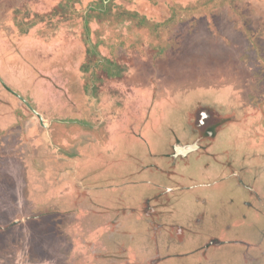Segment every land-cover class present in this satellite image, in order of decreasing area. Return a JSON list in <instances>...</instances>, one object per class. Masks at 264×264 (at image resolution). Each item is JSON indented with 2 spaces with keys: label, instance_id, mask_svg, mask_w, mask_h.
Here are the masks:
<instances>
[{
  "label": "rangeland",
  "instance_id": "1",
  "mask_svg": "<svg viewBox=\"0 0 264 264\" xmlns=\"http://www.w3.org/2000/svg\"><path fill=\"white\" fill-rule=\"evenodd\" d=\"M205 32L248 63L216 133L196 107L229 90L171 85L206 70L180 48ZM129 68L176 88L145 125L121 122ZM0 264H264V0H0Z\"/></svg>",
  "mask_w": 264,
  "mask_h": 264
},
{
  "label": "crops",
  "instance_id": "2",
  "mask_svg": "<svg viewBox=\"0 0 264 264\" xmlns=\"http://www.w3.org/2000/svg\"><path fill=\"white\" fill-rule=\"evenodd\" d=\"M152 7H154V6H152ZM14 24H15V22H14ZM16 28H17V26H16ZM230 34H231V32H228V35L221 34L222 37H219V36H214L213 33H209V32H205L202 34L201 33H194L190 37L191 38L190 45L185 46L182 44V46H180V48L183 46L189 48L190 51L187 53L188 56L185 60H188V61L190 60L191 66L192 65H202L203 64L202 60H203V58H205L204 61L207 64L206 70L203 73L202 72L190 73V72L186 71L188 73L185 76V78H183V77L181 78L182 80L180 81V83H172L171 84V85H175L177 88L189 86L191 84H193V85L199 84V86L202 85V86L207 87V88L208 87H212L214 89L224 88V90H229V92L235 98V101L237 103V106H235V108L232 110V112L224 114L222 111H219L218 109H215L211 106L198 105L196 107V110L200 107L212 109V110H214V113H216L219 116V118L220 117H231L230 115H232L231 118L233 119V121L230 122L229 124L234 123V121L236 120V118L234 116H235V113L237 111H240L243 113V112H245L244 110H246L244 108V106H242L240 104L241 103V98H240L241 92L240 93L238 92L240 94V96H235L234 87H235V85L238 84L237 82L241 78L242 74H244V76L246 77V75H247L246 69L248 66V63L246 64V62L240 60L239 53L233 49L232 43L229 39ZM226 37H227V41L224 40V38H226ZM152 50H154V54L151 56V58H152L151 62L154 66L157 67L158 63L162 60V57L159 55L160 50L158 48H154ZM156 55H157V57H156ZM170 57H167L166 60H169ZM172 59L174 60L173 62L176 65H179L178 66L179 70L183 71L184 67H183L182 63L180 62V53L175 55V57ZM137 60H139L142 63L145 61L143 58H141V56L138 55V57L134 58L133 61H130V62L128 61L129 65L131 63L135 64V62ZM188 68H190V67H188ZM132 75H133V71L129 68V70L127 71V74H126V79H125V83H126V94H125L126 106H125V110H126V113L127 112L130 113V111H131L130 114L136 115V116H133V117L128 116V118L126 120L121 119L119 116L116 119L117 126H120L119 125L120 119H121L122 123L125 122L127 125L130 123H133L136 125L137 124H140V125L144 124L145 125L147 122L144 123V121L147 118L149 119V117H151L150 115H154L157 118H160L162 116L161 110H162V107L164 105V101L166 99H169L170 97H172L175 93L174 89H176V88L172 89V91L168 90V93H166V94H161V93H159V89L155 90V87L157 85H154L152 82H149L148 84L138 83V82H136V79L132 78V77H134ZM150 80H152V79H150ZM184 80H187L188 82H186ZM177 90H179V89H177ZM155 92L157 93L156 95L153 94ZM66 111H67V109L64 110L65 116L68 113ZM33 112L36 114V111H33ZM193 113L194 112H191L188 114L189 115V123L191 122L190 117L192 116ZM78 114L80 117L82 116L81 113H78ZM108 123H109L108 125L111 124V122H108ZM238 123H239V121L238 122L236 121V124H238ZM229 124H227V125H229ZM123 125H124V123H123ZM123 125H122V127H123ZM227 125H225V126H227ZM225 126L217 129L215 131V133L219 130L224 129ZM207 134H208V137L211 136L209 138V143L205 144L207 147L210 145L211 141L214 139L216 134L213 135V133L211 131H205V132L199 131V132H197L195 130H193L191 132L190 138H186V140L188 142L185 143V142H182L178 139H175L173 147L179 142L182 145L196 144L197 149L200 150L201 149V143H206L205 141L208 139V138H206ZM64 137L66 138V135ZM188 154H190V153H188ZM175 158H177V156ZM144 206L146 208L149 207V202H146V204ZM147 209H148V213L150 214L151 213L150 207ZM112 224H114V223H112Z\"/></svg>",
  "mask_w": 264,
  "mask_h": 264
},
{
  "label": "water",
  "instance_id": "3",
  "mask_svg": "<svg viewBox=\"0 0 264 264\" xmlns=\"http://www.w3.org/2000/svg\"><path fill=\"white\" fill-rule=\"evenodd\" d=\"M36 115L41 118L39 114L36 113ZM210 134V133H209ZM197 148L196 144L192 145H182L179 142L174 146L173 151H174V157L179 156V157H185L188 153L194 151Z\"/></svg>",
  "mask_w": 264,
  "mask_h": 264
},
{
  "label": "trees",
  "instance_id": "4",
  "mask_svg": "<svg viewBox=\"0 0 264 264\" xmlns=\"http://www.w3.org/2000/svg\"><path fill=\"white\" fill-rule=\"evenodd\" d=\"M104 2H105V0H101V3H102V5H104ZM71 4H73V3H71ZM91 10H94V9H91ZM65 11V8H62L61 9V11H60V13L62 12V14H64V13H66V12H64ZM125 14H128V12L126 13V12H122L121 14H120V16H124ZM36 17H38L39 18V15H37ZM127 18H131V17H127ZM85 25H86V27H87V22L85 21ZM87 29V28H86ZM233 121V119L231 118V117H220L219 118V122L216 124V126H214V127H217V129H219L220 127H223V126H225V125H227V124H229L230 122H232ZM207 131H211V132H213L214 131V128H212V129H209V130H207Z\"/></svg>",
  "mask_w": 264,
  "mask_h": 264
},
{
  "label": "bare ground",
  "instance_id": "5",
  "mask_svg": "<svg viewBox=\"0 0 264 264\" xmlns=\"http://www.w3.org/2000/svg\"><path fill=\"white\" fill-rule=\"evenodd\" d=\"M210 126V125H209Z\"/></svg>",
  "mask_w": 264,
  "mask_h": 264
}]
</instances>
